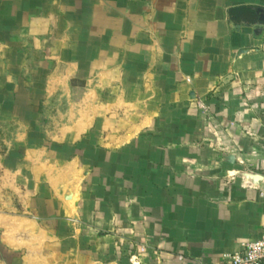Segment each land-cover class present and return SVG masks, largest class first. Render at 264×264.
<instances>
[{"label":"rangeland","instance_id":"1","mask_svg":"<svg viewBox=\"0 0 264 264\" xmlns=\"http://www.w3.org/2000/svg\"><path fill=\"white\" fill-rule=\"evenodd\" d=\"M172 2L0 0V264H134L139 250L143 258L146 247L129 243L136 231L113 240L90 229L91 217L107 211L109 180L135 167L156 129L188 130V105L152 100L171 88L173 29L159 12L180 6ZM147 108L148 131L115 147Z\"/></svg>","mask_w":264,"mask_h":264},{"label":"crops","instance_id":"2","mask_svg":"<svg viewBox=\"0 0 264 264\" xmlns=\"http://www.w3.org/2000/svg\"><path fill=\"white\" fill-rule=\"evenodd\" d=\"M178 4L159 12V22H170L173 29L171 74H165V86L171 88L152 100L188 105V130L175 137L173 129L159 128L154 139L140 144L138 160L129 163L135 167L116 177L115 184L109 180L110 204L101 201L107 211H92L90 229L106 230L124 243L136 231L137 239L129 243L146 247V253L143 258L140 250L129 255L137 256L139 264H219L225 253L264 236L259 196L264 189V16L257 12L264 9V0ZM234 7H250L256 20L232 18ZM161 77H154L155 86H164ZM195 99L206 109H196ZM156 104L159 115L163 107ZM146 111L125 128L123 138L113 140L115 147L117 139L124 144L148 131L151 116ZM116 205L122 206L123 216L115 215ZM99 235L90 238L93 250L100 245ZM65 252L59 250L55 257Z\"/></svg>","mask_w":264,"mask_h":264},{"label":"built area","instance_id":"3","mask_svg":"<svg viewBox=\"0 0 264 264\" xmlns=\"http://www.w3.org/2000/svg\"><path fill=\"white\" fill-rule=\"evenodd\" d=\"M201 106L202 104L199 103ZM259 196L264 202V189L259 190ZM131 262L139 264L137 256H131ZM219 264H264V236L259 240L245 242L241 250L225 253Z\"/></svg>","mask_w":264,"mask_h":264},{"label":"trees","instance_id":"4","mask_svg":"<svg viewBox=\"0 0 264 264\" xmlns=\"http://www.w3.org/2000/svg\"><path fill=\"white\" fill-rule=\"evenodd\" d=\"M230 15L232 18L243 19L245 22L255 21L257 15L250 7H234L230 9Z\"/></svg>","mask_w":264,"mask_h":264},{"label":"water","instance_id":"5","mask_svg":"<svg viewBox=\"0 0 264 264\" xmlns=\"http://www.w3.org/2000/svg\"><path fill=\"white\" fill-rule=\"evenodd\" d=\"M257 12H260L261 13V17L263 18V16H264V9H262V8H259L258 10H257ZM252 176V178H258L259 177V175H251ZM261 178H263L262 176H260Z\"/></svg>","mask_w":264,"mask_h":264}]
</instances>
